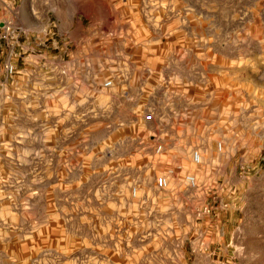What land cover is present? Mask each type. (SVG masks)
I'll use <instances>...</instances> for the list:
<instances>
[{
  "label": "rangeland",
  "instance_id": "374dc122",
  "mask_svg": "<svg viewBox=\"0 0 264 264\" xmlns=\"http://www.w3.org/2000/svg\"><path fill=\"white\" fill-rule=\"evenodd\" d=\"M56 2L71 53L0 90V264H264V0ZM77 15L128 78L72 76Z\"/></svg>",
  "mask_w": 264,
  "mask_h": 264
},
{
  "label": "built area",
  "instance_id": "2783aa9c",
  "mask_svg": "<svg viewBox=\"0 0 264 264\" xmlns=\"http://www.w3.org/2000/svg\"><path fill=\"white\" fill-rule=\"evenodd\" d=\"M37 1L31 0V4H29L30 20L22 13L21 0H0V90L5 85L13 84L16 77L22 73L29 76L33 72L47 74L46 71L41 70L55 71L58 69V64L61 63L63 56H68L71 53L68 47L70 41L64 38L66 36L60 31L56 18L48 17L43 23L38 22L39 7H37ZM95 27L90 28L88 33L89 44L81 46L78 49L79 52L76 51L77 53L71 61V74L73 77H79V79L94 84L95 77L101 73L100 69L107 68L106 66L100 68L97 64L108 63L112 67L119 68L116 77L110 75L100 84L103 88H110L113 87L116 78L122 80L128 78L129 71L124 65L127 61L125 58L121 59L122 56H109L108 54V51L111 53L117 51L118 43L111 40L116 33L106 32ZM102 46H105L106 49H102ZM95 52H101L105 58L95 56ZM116 58L118 59L114 60ZM223 144L222 141H217L215 145L216 157L219 159L223 154ZM161 152L162 144L158 143L155 145L154 153L160 154ZM190 157L192 163L201 171L204 164L202 150L192 148ZM214 167L208 166L210 170H213ZM171 173H173L172 170H167L156 177L154 185L157 190L170 188L173 178ZM198 174L199 172L183 173L182 179L188 188L196 189L199 187ZM132 194H136V188L132 189ZM210 212L211 207L205 204L198 213V217L208 215ZM208 244L203 239L199 247L207 249Z\"/></svg>",
  "mask_w": 264,
  "mask_h": 264
},
{
  "label": "crops",
  "instance_id": "0c3cea01",
  "mask_svg": "<svg viewBox=\"0 0 264 264\" xmlns=\"http://www.w3.org/2000/svg\"><path fill=\"white\" fill-rule=\"evenodd\" d=\"M37 2H38L37 7H39L38 8L39 10L38 22L39 23H43L46 20L45 15L50 11V9H53L56 15L58 16V13H57L58 4L56 0H42V2H39L38 0ZM42 3H45V4L43 5ZM29 4H31V0H21L22 13L24 14L25 17L31 20ZM40 6L42 7L40 8ZM80 15L85 16L82 13ZM60 22H61L62 32L67 36V33H65L66 31L65 28L62 27V20H60ZM72 26H74L73 28L76 29V31L73 34L69 33L68 37L74 40V43L76 44V49L79 52L78 49H80L81 46H85L86 44H89L88 33L90 32V28L83 24V21L79 19L78 15L74 19H72ZM42 74L45 75V73H42ZM137 107L141 108V104H139L138 106L136 105V108Z\"/></svg>",
  "mask_w": 264,
  "mask_h": 264
}]
</instances>
